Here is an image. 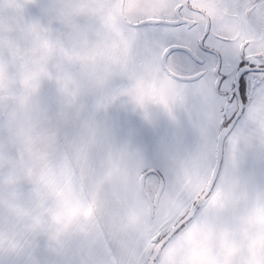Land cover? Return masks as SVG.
<instances>
[{
    "label": "rangeland",
    "instance_id": "obj_1",
    "mask_svg": "<svg viewBox=\"0 0 264 264\" xmlns=\"http://www.w3.org/2000/svg\"><path fill=\"white\" fill-rule=\"evenodd\" d=\"M175 7L0 0V264H147L203 192L238 106L193 84L181 28L142 24ZM243 87L219 179L155 264H264V80Z\"/></svg>",
    "mask_w": 264,
    "mask_h": 264
},
{
    "label": "crops",
    "instance_id": "obj_2",
    "mask_svg": "<svg viewBox=\"0 0 264 264\" xmlns=\"http://www.w3.org/2000/svg\"><path fill=\"white\" fill-rule=\"evenodd\" d=\"M115 3L120 10L122 0H115ZM179 3L183 5L185 16L195 22L192 27H178L185 37L182 44L196 51L195 55L199 58L196 63L202 68L199 71L202 77L197 76L193 84L205 80L214 93L228 100L240 67L264 66V0H148V4L156 9L160 5L169 6L168 14ZM167 13L157 12L153 15L163 16ZM201 38L202 44L199 43ZM168 42L166 39L161 44L165 47L164 51L170 45ZM215 66L223 78L220 90L225 95L215 91L218 72ZM258 80H264V73H250L245 77V82L250 85Z\"/></svg>",
    "mask_w": 264,
    "mask_h": 264
},
{
    "label": "water",
    "instance_id": "obj_3",
    "mask_svg": "<svg viewBox=\"0 0 264 264\" xmlns=\"http://www.w3.org/2000/svg\"><path fill=\"white\" fill-rule=\"evenodd\" d=\"M149 24V25H181V24H189L188 21L183 20L179 18L177 21H167V20H147L142 22V24ZM177 49H181L178 47H172L168 48L165 51L163 62H165L167 55ZM187 50V49H186ZM189 53H192L189 51ZM248 72H264V67H242L237 75L235 80V95L238 101V108L237 112L232 118V120L229 122V124L226 127H223L218 135L217 142H216V159H215V165L213 167L212 173L210 175V178L206 184V187L204 188L203 192L198 196L195 203L190 207L189 211L184 215L163 237L155 236L153 238V242L156 243L155 248L153 249L149 260L147 264H155L157 261L159 254L161 253L162 249L165 247V245L189 222L193 220L196 213L198 212L201 205L204 203V201L211 195L218 179L219 175L222 169L223 165V159H224V153H225V143L228 138V136L232 133L235 126L237 125L238 121L240 120L241 116L244 113L245 105L240 93V80L241 77L248 73ZM190 78H187L189 80ZM219 81V80H218ZM144 178V176H143ZM164 188V181L161 180L159 184L158 191L154 197V201H152L150 198H148V208H149V214L151 216L154 215V207L158 203L159 197L162 193V190ZM141 190L145 193V187L144 183L141 182Z\"/></svg>",
    "mask_w": 264,
    "mask_h": 264
},
{
    "label": "flooded vegetation",
    "instance_id": "obj_4",
    "mask_svg": "<svg viewBox=\"0 0 264 264\" xmlns=\"http://www.w3.org/2000/svg\"><path fill=\"white\" fill-rule=\"evenodd\" d=\"M123 4H124V0H122V7H121V9L120 10H122V8H123ZM178 5L180 6V7H178ZM178 5H176V7H175V9H174V12H173V19H171V20H169V21H177L179 18H181V19H183V20H186V21H188L189 22V24H186V23H184V24H181V25H175V26H177V27H180V26H183V25H187V26H189V27H192V26H194L195 25V22L192 20V19H190V18H188V17H186L185 16V13H184V11H183V5L181 4V3H179ZM177 7H178V9H177ZM178 14L180 15V16H178ZM175 15H176V17H175ZM168 21V20H167ZM162 26H174V25H162ZM183 39H185V37L183 36V37H181V40H183ZM199 43H203V38H201L200 40H199ZM184 45V44H183ZM187 46V45H186ZM170 47V46H169ZM168 47V48H169ZM184 51V54H185V57L186 58H188L191 62H195L196 63V61H198L199 60V58L198 57H196V51L194 50V49H191L192 50V53H189V50H190V48H188V46H187V50L186 49H183ZM171 54V53H170ZM187 59V60H188ZM189 61V62H190ZM185 65V64H184ZM186 66H188L189 67V65H186ZM242 67H264V66H242ZM242 67H240L239 69H238V71L242 68ZM190 69V68H189ZM216 70H218V69H216ZM238 71H237V73H238ZM188 73H192V71L190 70V71H188ZM237 73H236V75H237ZM250 73H264V72H248V73H246V74H244L242 77H241V80H240V93H241V96H242V99H243V102H245V98H244V92H243V89H244V83H245V77H246V75H248V74H250ZM194 74H196L197 76H200V78L202 77V75H200V73L199 72H194ZM236 75H235V79H234V83H233V91L231 92V94H230V96H229V98H228V100H230L231 98H232V93H233V98L237 101V98H236V95H235V88H234V85H235V80H236ZM222 76L219 74V70H218V72H217V74H216V81H215V85L217 84V83H219V88H220V84H221V81H222ZM219 80V81H218ZM215 88V87H214ZM216 91V90H215ZM221 91V90H220ZM217 92V91H216ZM222 92V91H221ZM218 93V92H217ZM224 93V92H223ZM219 94V93H218ZM224 94H226V93H224ZM220 95H222V94H220ZM244 105H245V103H244ZM237 106H238V101H237ZM238 108V107H237ZM237 112V111H236ZM236 114V113H235ZM231 121V120H230Z\"/></svg>",
    "mask_w": 264,
    "mask_h": 264
},
{
    "label": "trees",
    "instance_id": "obj_5",
    "mask_svg": "<svg viewBox=\"0 0 264 264\" xmlns=\"http://www.w3.org/2000/svg\"><path fill=\"white\" fill-rule=\"evenodd\" d=\"M215 90H216L219 94L225 95L223 92L220 91L219 83H217V84L215 85ZM244 103H245V102H244ZM223 121H224V119L222 120V122H223ZM228 124H229V123H228ZM228 124H227V125H228ZM223 125H224V124H223ZM227 125H226V126H227ZM226 126H223V127H226ZM223 127H222V128H223Z\"/></svg>",
    "mask_w": 264,
    "mask_h": 264
}]
</instances>
